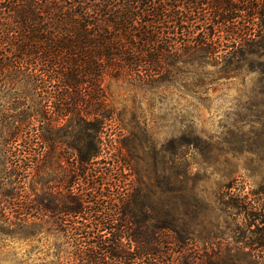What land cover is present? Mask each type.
<instances>
[{
    "label": "trees",
    "instance_id": "trees-1",
    "mask_svg": "<svg viewBox=\"0 0 264 264\" xmlns=\"http://www.w3.org/2000/svg\"><path fill=\"white\" fill-rule=\"evenodd\" d=\"M263 28L264 0H0V137L22 147L0 160V263L20 241L42 254L13 264H170L186 222L148 214L104 81L159 88L222 62L212 72L228 76L260 54ZM176 147L183 193L188 141Z\"/></svg>",
    "mask_w": 264,
    "mask_h": 264
},
{
    "label": "rangeland",
    "instance_id": "rangeland-1",
    "mask_svg": "<svg viewBox=\"0 0 264 264\" xmlns=\"http://www.w3.org/2000/svg\"><path fill=\"white\" fill-rule=\"evenodd\" d=\"M261 44L260 54L235 63L228 76L212 72L227 65L222 62L191 66L203 72L170 77L159 88L104 81L120 120L108 132L138 148L135 171L153 207L148 214L160 220L170 211L179 226L186 222L185 250L172 241L170 264H264V40ZM184 139L190 180L181 193L175 152ZM6 144L0 137V160L8 149L22 148L18 142ZM6 250L7 262L0 264H13L12 253L42 254L38 244L20 241Z\"/></svg>",
    "mask_w": 264,
    "mask_h": 264
}]
</instances>
